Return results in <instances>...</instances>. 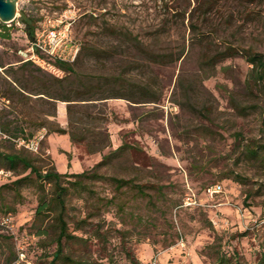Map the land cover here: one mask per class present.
Returning a JSON list of instances; mask_svg holds the SVG:
<instances>
[{
	"label": "rangeland",
	"instance_id": "rangeland-1",
	"mask_svg": "<svg viewBox=\"0 0 264 264\" xmlns=\"http://www.w3.org/2000/svg\"><path fill=\"white\" fill-rule=\"evenodd\" d=\"M21 12L36 19L41 40L43 31L68 28L69 41L57 53L69 58L82 49L79 71L121 76L127 86L148 85L147 98L155 101L108 100L111 146L102 153L88 154L84 145L57 134L45 137L34 153L36 162L49 156L59 172L81 173L123 146L99 173L148 185L145 197L129 187L119 190L107 179H84L85 191L70 186L67 220L83 240H63L64 252L99 264H213L220 255L240 264H264V152L255 157L247 152V146H264V90H246L251 65L241 53L214 66L213 58L204 61L228 47L264 54V0H18L16 18L0 36L5 68L29 60L35 49ZM114 29L133 33L157 53L180 54V59L149 63ZM103 48L118 57L104 58ZM95 52L99 56L91 55ZM42 56L54 67V57ZM54 68L41 69L65 75ZM6 76L0 67V92ZM21 78L35 88L30 78ZM8 104L0 93V118L16 115ZM237 105L247 112L240 113ZM43 109L39 101L18 104V111L32 112V123L43 118ZM64 124L67 128V116ZM5 147L0 142V151ZM17 178L14 173L0 177V185ZM215 184L221 191L210 196L205 190ZM20 191L15 212H0V234L12 236L15 250L31 264H50L57 249L53 229L40 241L31 227L39 183L32 176ZM13 193L8 188L6 194ZM7 217L10 221L2 224ZM5 258L0 248V261Z\"/></svg>",
	"mask_w": 264,
	"mask_h": 264
},
{
	"label": "trees",
	"instance_id": "trees-1",
	"mask_svg": "<svg viewBox=\"0 0 264 264\" xmlns=\"http://www.w3.org/2000/svg\"><path fill=\"white\" fill-rule=\"evenodd\" d=\"M20 21L24 24L25 32L33 44L37 39L36 19L25 12H21ZM0 28L3 30V32L0 31V36L9 31L6 23L1 22ZM112 33L122 35L124 41L137 48L141 58L149 63L169 64L176 59H180V54L174 56L172 52H155L149 45L143 43L129 31L114 29ZM99 51H101L100 55L104 58L115 59L118 57L117 52L112 49L103 48ZM35 52L41 54L38 48L35 49ZM108 52L109 55H107ZM239 53L244 55L251 65L245 83L246 90L248 92L264 90V54L248 49L237 50L228 47L217 53L216 56L208 57L204 61L213 58L216 61L211 62L212 66L220 60L233 57ZM81 54L82 49L72 62L58 59L54 61V65L64 72L65 75L62 77L52 75L38 66L31 68L33 62L30 60L20 63L17 67L10 65L5 68V65L0 63V67L4 68V72L7 74L5 88L0 93L9 102L8 106L12 109V112L16 113L12 118H0V130L2 132L0 142H4L6 146L5 150L0 151V170H9L18 176L12 183L0 185V212H15L16 204L14 202L21 203L22 201L21 185L34 176L39 183L40 192L31 227L34 234L40 238V241L49 237V227L53 229L54 234L51 242H56L57 249L52 254L50 264H99L97 261L76 257L64 252L63 240L66 242L83 240L74 231L70 230V223L67 220V193L70 186L85 191L88 190V184H85L84 179H107L115 184L119 190L123 187H129L135 190L139 196L149 195L146 190L148 185L146 184L136 183L133 179L106 176L99 173V169L109 165L112 157L123 150V146L104 154L102 160L90 171L68 173L57 171L49 156H40L36 162L38 156H35L34 152L18 145L19 140L28 141L39 130L45 128V137L53 133L67 134L72 144L84 145L88 154L102 153L111 146L110 134L106 126L109 121L108 100L121 98L133 104L155 102L154 99L149 100L147 98L152 91L148 85L135 83L131 84L132 86H127L125 84L127 81L121 76H106L79 71L77 67L81 63ZM91 55L97 57L99 52ZM19 72L22 73L21 77L26 76L34 81L36 83L35 88L26 86L23 79L18 76ZM33 101H39L44 107L42 110L43 118L34 123L31 122L33 118L30 117L32 113L30 110L27 112L24 110L18 111V104L26 106ZM59 102L66 105L67 128H63L56 120ZM31 107L33 108L32 105ZM237 110L240 113H246L247 107L237 105ZM17 114H23V117L19 118ZM263 150L264 146H247V152L252 157L259 156L264 152ZM68 166H70L69 163ZM27 171H29L28 174L24 176ZM70 178H78V180L72 181L69 180ZM47 186L50 190H47ZM8 188L13 189L14 193L7 195ZM17 197L19 198L17 199ZM50 220L52 221L51 224ZM75 229H81V225L76 226ZM12 239H14L12 236L0 234V248L6 254L4 262L0 261V264H13L18 257ZM213 264L240 263L236 259L233 262L232 257L220 255Z\"/></svg>",
	"mask_w": 264,
	"mask_h": 264
},
{
	"label": "built area",
	"instance_id": "built-area-1",
	"mask_svg": "<svg viewBox=\"0 0 264 264\" xmlns=\"http://www.w3.org/2000/svg\"><path fill=\"white\" fill-rule=\"evenodd\" d=\"M45 33V34H44ZM42 35L44 36L43 40L37 38L36 41L33 43L32 48H38L41 51V54L36 53L35 49L31 51V54L28 56V59L38 65L39 67L43 69H51L53 71H56L54 67H56L54 64V67H52L49 63L46 62V59L42 56V53L50 55L54 57L55 60H64V61H74L77 49H75L71 54L69 53V58H66V56H63V53H57V48L62 47L64 44H66L69 41V32L67 27H63L61 29H55L51 28L46 31H43ZM2 136V132L0 130V137ZM46 136V129L42 128L39 130L31 139L28 141L25 140H19L18 145L23 146L26 149L37 153L40 148V144L43 141V139ZM0 177L1 178H11L12 172L9 170H0ZM221 191V186L219 184H215L212 186H209L206 188L205 192L209 194L210 196H213L216 193H219ZM191 196H187L186 200H191ZM186 202L187 204H190V202ZM10 217L4 218L2 224H7L10 221ZM13 264H31L29 261L26 260L25 254L23 252L18 253L17 259L13 262Z\"/></svg>",
	"mask_w": 264,
	"mask_h": 264
},
{
	"label": "water",
	"instance_id": "water-1",
	"mask_svg": "<svg viewBox=\"0 0 264 264\" xmlns=\"http://www.w3.org/2000/svg\"><path fill=\"white\" fill-rule=\"evenodd\" d=\"M18 0H0V20L8 23L16 18Z\"/></svg>",
	"mask_w": 264,
	"mask_h": 264
},
{
	"label": "crops",
	"instance_id": "crops-1",
	"mask_svg": "<svg viewBox=\"0 0 264 264\" xmlns=\"http://www.w3.org/2000/svg\"><path fill=\"white\" fill-rule=\"evenodd\" d=\"M57 112H58V119L60 121V124L63 128H66L65 126V122H66V105L64 103H59L58 106H57ZM54 134H57V133H53V134H50L48 135V140H50ZM57 135H60V134H57ZM60 136H63V137H69L67 134H63V135H60ZM50 153L53 152V147L50 146ZM64 172V171H63Z\"/></svg>",
	"mask_w": 264,
	"mask_h": 264
}]
</instances>
